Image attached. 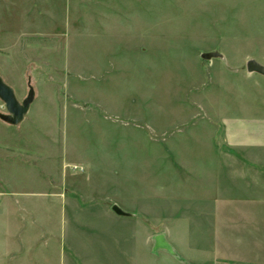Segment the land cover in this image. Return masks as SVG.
I'll return each mask as SVG.
<instances>
[{"label": "rangeland", "instance_id": "obj_1", "mask_svg": "<svg viewBox=\"0 0 264 264\" xmlns=\"http://www.w3.org/2000/svg\"><path fill=\"white\" fill-rule=\"evenodd\" d=\"M250 60L264 65V0H0V75L34 94L17 126L0 99V251L11 237L36 263L123 222L152 251L156 163L264 110Z\"/></svg>", "mask_w": 264, "mask_h": 264}, {"label": "crops", "instance_id": "obj_2", "mask_svg": "<svg viewBox=\"0 0 264 264\" xmlns=\"http://www.w3.org/2000/svg\"><path fill=\"white\" fill-rule=\"evenodd\" d=\"M248 107L243 112L250 113ZM259 111L231 115L222 129L213 127L215 140L200 139L198 155L156 163L150 201L152 211L164 215L150 217L156 230L152 251L143 252L136 226L131 235L123 222L107 245L90 239L82 248L52 255L44 246L36 263L15 252L13 239L6 238L0 264H264V112ZM159 235L172 251L157 248Z\"/></svg>", "mask_w": 264, "mask_h": 264}, {"label": "water", "instance_id": "obj_3", "mask_svg": "<svg viewBox=\"0 0 264 264\" xmlns=\"http://www.w3.org/2000/svg\"><path fill=\"white\" fill-rule=\"evenodd\" d=\"M214 56L215 54H209L204 56V58L209 59ZM246 67L248 72L264 76V65L258 63L257 61L250 60L247 62ZM0 99L4 102L9 113L8 116L2 115L1 118L9 124L17 126L24 121L26 115L28 114L31 104L34 101V94L31 93V95L23 103H21L18 100L13 88L10 87L0 75ZM115 210L116 212L121 213L118 208H115ZM156 246L157 248L172 251L171 247L165 242L164 236L162 235L156 237Z\"/></svg>", "mask_w": 264, "mask_h": 264}]
</instances>
